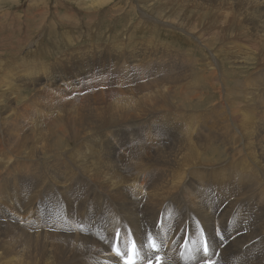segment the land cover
I'll use <instances>...</instances> for the list:
<instances>
[{
	"label": "rangeland",
	"instance_id": "obj_1",
	"mask_svg": "<svg viewBox=\"0 0 264 264\" xmlns=\"http://www.w3.org/2000/svg\"><path fill=\"white\" fill-rule=\"evenodd\" d=\"M30 68L34 69L32 75L39 72L32 84L18 79L16 84L12 82V85H8L7 75L2 78L7 71L13 70L18 77H22ZM218 75L223 85L225 84L228 97L220 99L217 91L210 92L209 89L205 90V95H200L198 92L204 87L202 83L197 86V90L194 89L195 80L204 79L212 83L211 81H217ZM0 77V264H11L12 257L21 259L22 264H70L65 257L75 252L68 253V246L72 242L69 237L90 236L88 232H83L85 228L94 229L95 226L87 216L89 209H108L104 202L93 201L86 187L81 193L82 185L76 184V175L69 173L72 165L67 168L72 161L75 162V159H70L69 162L66 158L71 151L82 147L94 150V147L117 146L122 152L120 156H130L131 159V143L126 140L127 136L140 138L134 140L137 144L134 148L141 145L159 146L164 145V142L189 145L188 141L175 143L179 139L178 134L190 129L205 130L202 121L224 116L223 100L231 99L229 96L236 94L239 98H244L231 101V112L228 115L233 122L230 126L236 127L239 122L244 124V120L247 124V118L252 116L245 115L238 109L236 103L241 102L250 111L258 112L255 116V121L258 122L255 125L259 129L264 128V0H0ZM187 83L192 85V91L187 88L188 85L186 87ZM235 87L236 91L233 90ZM250 89L252 91L249 92ZM256 89L260 92L257 93ZM195 92L197 94L192 95ZM34 97L43 100L42 102L50 100L47 102L48 107L37 104ZM160 97L165 99L162 103L159 102ZM145 99L150 100L148 105L142 103ZM83 104L89 108L83 109ZM91 109H94L93 112ZM111 117L127 122V128L111 129ZM49 118L55 119L51 126ZM112 121L113 125H117L116 119ZM132 124L135 126H131ZM44 130L48 132L45 133ZM193 137L196 139L198 135ZM218 143L225 150V145L221 141ZM33 146L53 147L44 151L43 155L40 154L44 165H38V171L30 167L25 173L19 171L21 167L12 169L10 163L12 159L15 160L14 155L17 157L16 152L21 149V157L25 159L30 154L27 149L34 148ZM140 154L146 155L145 159L161 156L145 152ZM224 161L223 157L217 161L211 159L208 163L219 164ZM54 168L65 171V177L73 178L48 179ZM215 170L218 173L217 168ZM224 172L225 175L230 174L229 169H224ZM43 176L45 181L42 180ZM253 179L244 181L242 187L235 184L228 189L225 187L227 185L219 186L223 195L229 194L231 190L244 194L249 192L250 187H255L256 178ZM62 181L69 185L63 188ZM40 182L44 183L41 185ZM215 183L216 180L211 185H217ZM92 187L98 188L96 184ZM138 189L140 188H132V193L139 195L142 189ZM71 190L74 191L70 192ZM82 204L85 205L81 206ZM225 206L228 208L226 203L220 206L216 202L213 209H225ZM237 206L239 208L240 204L236 208ZM100 213L103 214L102 211ZM214 222L216 227L218 220ZM240 222L242 219L238 218L237 223ZM44 235L46 239H43ZM252 235L255 236L249 244L254 243V251L249 249V253L255 258L259 254L262 259H255V262L264 264V246L260 243L264 236L257 231L246 233L243 230L241 233L243 238ZM216 239L218 243L224 242L223 236H216ZM226 246L228 247L225 244L224 247L227 248ZM56 253L60 254L58 259H55ZM44 259L49 261L44 262ZM244 260L248 262L249 257H244ZM82 261L84 264H91L86 256H83ZM238 262L246 264L243 259L234 261V264Z\"/></svg>",
	"mask_w": 264,
	"mask_h": 264
},
{
	"label": "bare ground",
	"instance_id": "obj_2",
	"mask_svg": "<svg viewBox=\"0 0 264 264\" xmlns=\"http://www.w3.org/2000/svg\"><path fill=\"white\" fill-rule=\"evenodd\" d=\"M109 41H111V39ZM212 57H215V56L212 55ZM30 61H31V59H30ZM38 62H40V61H38ZM43 63H44V61H43ZM213 64L216 65L214 61H213ZM35 65H34V67H35ZM33 70L30 68L29 70L25 71V75L21 74L22 77H18V75L15 73L14 70L12 72L7 71V73L5 75H3L2 78L7 75L6 80L8 81L7 82L8 85H12V82H14L16 84V82H17L16 80H18V79H19V81L23 80L25 82L27 80L28 82H30L32 84L33 78L35 79V77H37L36 75H38V73H39V72H37L34 75H32ZM227 71H229V70L227 69ZM214 74H215V72H214ZM217 74H220V72H218ZM219 76L220 75H218V77L216 78L217 81H211L212 83H210V81H206L204 79L201 81L195 80L196 81L195 83L192 82L193 87H194V89L197 90V86L201 85V83H202L204 85L203 89L200 92H198L199 89L197 91L198 93H200V95H202V96L205 95V93H206L205 90L209 89L210 92H211V90L217 91L219 98L223 97V96L228 97L227 90H225V86H224L225 84L223 85V82ZM46 82H47V80H46ZM39 84H40V82H39ZM188 84L189 83L186 84V87ZM162 85H164V84H162ZM32 86H34V85H32ZM190 86H192V85H188L187 88L190 89L191 88ZM215 86H216V89H215ZM137 87H138V85H137ZM5 88L7 89L8 87L6 86ZM17 88H18V86L15 89L17 90ZM25 88H23V89H25ZM35 88H37L36 85H35ZM254 88H256V87H254ZM58 89H59V87H58ZM251 89H253V88H251ZM251 89L249 90V92L252 91ZM168 90L170 91V89H168ZM223 90L225 92H222ZM233 90L236 91V87L233 88ZM125 91H126V89H125ZM152 91H153V89H152ZM255 91L257 93L260 92V91L258 92L257 89ZM183 92H181V93L183 94ZM197 92H195L192 95L197 94ZM112 93H114V92H112ZM181 93H179V95ZM229 93H230V91H229ZM17 94H16V96H17ZM104 94L105 93L103 91V95ZM184 94H185V92H184ZM2 95H3V93H2ZM172 95H170V96H172ZM236 95L229 96V97H231V99L226 98L223 100L222 107L224 109V112L222 114L224 116L219 115L220 117H217L214 120L204 119L202 121L203 128L205 130L190 129L187 131H181L182 133L180 132L178 134L179 139L175 143L188 141L189 145H186V146L185 145H173V144H169V143L164 142V145H159V146L154 145V146H149V147H145L146 145H144L142 147V145H141L140 147L134 148V146L137 145V144H135L136 142L134 140L135 139L139 140L140 138H134V137L127 136L126 140L129 143H131V147H130V150H131L130 154L132 156L131 159H130V156H127L128 158H126L125 156H120L119 154L122 152L120 151V149L117 146H108L106 148H104L103 146H101L103 148H101V147L95 148L94 147V150H90L89 148L82 147V148L75 149L74 151H71L67 155L66 158L68 159L69 162H70V159H75V162L72 161L73 164L72 163L69 164L67 166V168L72 165V168L70 169L69 173L73 174V176L76 175L74 177L76 179L75 183L82 185V187H80L81 193H82L83 188L86 187L89 190L88 192H89L90 196L93 197L92 200L104 202L108 209H101V210L89 209L90 211L88 210L89 213L87 214V216L89 217L90 222L95 223L94 229H92L93 227L92 228L87 227L83 230V232L89 233L90 236H88V237H85L86 235L80 236V237L79 236H70L69 237V239L72 240V242H71L70 247L68 246V248H69L68 253H74V252L75 253L72 255H67L65 257L69 260L67 262H71L72 264H84V262L82 261V258H83V256H86V259L88 258L89 262H91V264H124V256L126 255L128 246H129L131 241H134L136 244V246H135L136 250L139 253V255L136 257L137 264H147L149 262V260L155 262V261H157V258H159L160 264H204L206 261H208L210 264H234V261H236L238 259H243V261L246 264H261L260 261L255 262V259L256 260L262 259L261 257L259 258V254H257V258H258L257 259L254 256L250 255V253H249V249H252V251H254V243L249 244V242L255 235H252L248 238H243L241 236V233L243 230L246 233H251V232L257 231L258 234H262L264 236V128H262L264 126L261 127L262 129H259L255 125L258 122V120L255 121L257 119L255 116H257L256 113H258V112L254 113L253 111H250V109L247 108V105H245L241 102L236 103L238 109L243 114L252 115V116H249L247 118L248 119L247 124H246V121L244 120V124H242V122H239L236 127L230 126V124L233 122V119H232V121L229 120L230 118L228 115V113L231 112V109H230V107L232 106L231 101H233L234 99H240L241 100L244 98V97L239 98L238 95L237 96ZM37 96H39V95H37ZM183 96H185V95H183ZM77 97H79V96H77ZM113 97H115V96H113ZM133 97H135V96H133ZM172 97L175 99L177 98L174 96H172ZM74 98H72V100ZM160 98L161 99L159 100V102L162 103L165 99L162 97H160ZM167 98H170V97H167ZM34 99L36 100V103L39 105H42V107H48L47 102H49L50 100L49 101L46 100V101L42 102L43 100L40 101L39 98H37V97H34ZM256 99H258V98H256ZM65 100L67 101L68 99H65ZM74 100H78V98H76ZM129 100H131V99H129ZM134 100L137 101V99H134ZM249 101L251 102L252 99H249ZM121 102L126 103V104L128 102L130 103V101H121ZM149 102H150V100L147 101L146 99L142 101V103L147 104V105ZM221 102L222 101H220V103ZM87 103H88V101H87ZM87 103H86V105L89 104V103L88 104ZM97 103H98V101H97ZM115 103H116V101H115ZM133 103H135V102H133ZM107 104H105V106H107ZM135 104H137V103H135ZM93 105H95V102L93 103ZM115 105H117V104H115ZM261 105L263 106V104H261ZM121 106H122V104H121ZM84 107H86V106L84 105L83 109L89 108V107H86V108H84ZM92 107H90V108H92ZM99 107L101 108V106H99ZM99 107H97V108H99ZM102 108H104V107H102ZM172 108H174V107H172ZM104 109H106V108H104ZM91 110L93 112L94 109H91ZM99 110H101V109H99ZM99 110L95 109V111H99ZM103 111H101V113L104 114L105 112H103ZM144 111H145V109H144ZM151 111H153V110H151ZM0 112H1V109H0ZM7 113H8V111H7ZM86 113H84V114H86ZM97 113H99V112H97ZM101 113H99V114H101ZM113 113H115V112H113ZM216 113H217V111H216ZM107 114H108V112H107ZM107 114L105 113V115H107ZM119 114H120V112H119ZM123 114H125V113H123ZM147 114H148V116H150L149 113H147ZM4 115H5V113H4ZM108 115H111V113ZM111 116H113V115H111ZM125 116H123V117H125ZM117 117H111L110 128L111 129H118L119 128L120 130H122L121 128H127V125H126L127 122H125V121L121 122L119 119H117ZM10 118H12V117H10ZM140 118L143 119V117H140ZM113 119H116L117 125H113V121H112ZM93 120H91V121H93ZM134 120L138 121V119H134ZM70 121L72 123L73 119ZM31 122H32V120H31ZM54 122H55V119L49 118L48 123L50 126L53 125ZM8 123H9V121H8ZM14 124H15V122H14ZM96 124H98V123H96ZM32 125H33V123H32ZM79 125H81V124H79ZM31 126H29V127H31ZM131 126H135V125L132 124ZM131 126H130V129H131ZM9 127H11V126H9ZM62 128L64 129V127H62ZM80 128L81 127H79V129ZM132 128H135V127H132ZM20 129L21 128L19 127V131H21ZM77 129H78V127H77ZM48 130L47 131L44 130L45 133L48 132ZM90 130H91V128H90ZM52 132H54V131H52ZM79 132H80V130H79ZM105 132H107V131H105ZM128 132H131V131L129 130ZM205 132H206V134H205ZM61 133H64V132H61ZM83 133H85V132H83ZM137 133H139V132H137ZM201 133H203L205 135H202V136L199 135ZM196 135H198V137L195 139L193 136H196ZM79 136H80V133H79ZM62 137H65V136H62ZM92 137H94V136H92ZM54 138H56V136ZM201 139H204V140L202 141ZM93 141H95V140H93ZM219 141H221L222 144L225 145V147H226L225 150H224V147L220 143H218ZM81 142H83V141H81ZM139 142L140 141H137V143H139ZM67 143H69V142H67ZM88 143H90V142H88ZM4 144H5V142H4ZM99 144H100V142H99ZM9 145H10V143H9ZM109 145H111V143ZM1 147H2V145H1ZM91 147H92V144H91ZM49 148L53 149V147L28 148L27 150H28V152H30V154H28L27 158L25 157V159H23L21 157V154H20L21 149H20L19 152H16L17 157H16V155H14L15 160L12 159L13 161H12V163H10L12 165V169L14 168V170H16L19 167H21V169L19 171H22L23 173H25V172L29 171L30 167H34L38 171V165H41L44 162V159L42 156H40V154L43 155V152L49 151L48 150ZM15 150H16V148H15ZM132 150H135V151L132 152ZM23 151H25V150L23 149ZM92 151H94V152L90 153ZM144 152L150 153L152 156L153 155L157 156V154L161 155V156H160V158H154L151 156L152 157L151 159H148L149 157L147 159H145L146 155L140 154V153H144ZM12 154H14V153H12ZM64 154H65V151H64ZM58 155H60V154H58ZM114 156H116V158H114ZM223 157L225 158L224 162H221L219 164L208 163V161L211 159L217 161V160L222 159ZM1 158H2V156H1ZM3 158H4V156H3ZM56 158H57V156H56ZM55 161H56V159H55ZM45 165H46V163H45ZM67 168H65L64 170H67ZM215 168H217L219 174L216 172ZM224 169H229L230 174L225 175ZM94 170H95V172H94ZM64 172H62L59 168H54L53 172L51 171V174L48 175V179L49 178L52 179V177L58 178L60 180H69L70 178L71 179L73 178V177H70V178L65 177ZM52 173H53V175H52ZM62 173H64V174H62ZM18 174L20 175L21 173H18ZM43 174H44V172H43ZM16 176H18V175H16ZM43 177L44 178H42V180L45 181V176H43ZM254 177L256 178V183L254 182L256 184L255 187H252V188L250 187V189L247 188V189H249L250 193L248 192V193L241 194V193H236V192L231 190L230 193L228 191L229 194L223 195L222 188L219 186V185H221V186L227 185L228 187L227 186H225V187L228 189L230 185L232 186L233 184H235L237 186L242 187L244 181L247 182L248 179H250V178L253 179ZM215 180H216L215 184H217V185H215V186L211 185V182H214ZM40 183L42 185V183H44V182H40ZM62 183H63V188H66V186L69 185L65 181H62ZM93 184H96L98 188H93L92 187ZM134 187H139L140 189H142L140 194H139V192H137V194H139V195H136V192H135V195H134V192L132 193L131 189ZM140 189H138V191ZM74 190H71L70 192H73ZM144 190H147L148 192H145ZM136 191H137V188H136ZM242 191H244V190H242ZM36 194H37V192H36ZM20 195H22V194H20ZM80 196H78L79 199L81 198ZM84 197H86V196H84ZM68 199H69V197H68ZM216 199L218 201H216ZM82 200H84V198H82ZM212 201H215V203L217 202V204H220V206L222 204L226 203V205H228V208L225 206L226 207L225 209L219 208V210H216V209L214 210L213 208H214L215 203H212ZM238 203L240 204V206H239V208L237 206V208H238L237 209L236 205H239ZM75 204H77V203H75ZM84 205L85 204H82L81 206H84ZM78 208H79V206H78ZM100 211H102L103 214H101ZM79 214H81V213H79ZM17 217H20V216H17ZM238 218H241L242 222L237 223ZM216 220H218V224L216 227H214L215 226L214 221H216ZM90 222H89V224H90ZM89 224H88V226H89ZM90 229H92V230H90ZM24 233H25V231H24ZM39 234H41V233H39ZM41 235H39V236L41 237ZM49 236L51 237V235L48 234V237ZM216 236H218V238H221V236H223L224 242L218 243ZM25 237L27 238L28 234ZM34 238H37V237H34ZM149 238H151V241L155 243L156 248H157L156 251L152 250V248L150 246ZM43 239H46V236ZM52 243H54V242H52ZM260 243L264 246V237H261ZM203 244L207 245V249H208L207 255L204 254ZM225 244L228 245V247L226 246L227 248L224 247ZM52 245H54V244H52ZM61 247H62V245H61ZM114 247L118 251L121 252V254H122L121 256H117L115 253H113ZM244 247H246V248L244 249ZM228 249L230 252H228ZM58 250H57V252H59ZM62 251H64V249H62ZM219 252H220V256H219ZM52 253H54V251ZM60 253H61V251H60ZM57 256H60V254L56 253L55 259H58ZM244 257H249L248 262H246L244 260ZM55 259H54V261H55ZM11 261H12L11 264H22L21 259H16V258L12 257ZM48 261H49L48 259H44V262H48ZM67 262L65 261V263H67ZM238 264H239V262H238Z\"/></svg>",
	"mask_w": 264,
	"mask_h": 264
},
{
	"label": "snow or ice",
	"instance_id": "obj_3",
	"mask_svg": "<svg viewBox=\"0 0 264 264\" xmlns=\"http://www.w3.org/2000/svg\"><path fill=\"white\" fill-rule=\"evenodd\" d=\"M150 240V246L152 248L153 251H156V245L154 242L151 241V238H149ZM113 251L116 253L117 256H121V252L118 251L115 247L113 248ZM204 254L207 255L208 254V249H207V245L204 246ZM139 255V253L136 250L135 244L133 243L132 246L129 248L128 253L124 256V264H137L136 261V257ZM149 264H151V260H149ZM157 264H160L159 262V258H157Z\"/></svg>",
	"mask_w": 264,
	"mask_h": 264
}]
</instances>
